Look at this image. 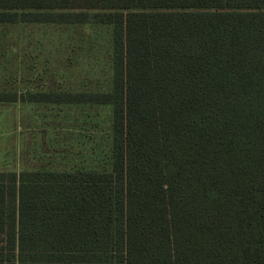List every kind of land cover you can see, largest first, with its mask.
Segmentation results:
<instances>
[{
    "label": "trees",
    "instance_id": "1",
    "mask_svg": "<svg viewBox=\"0 0 264 264\" xmlns=\"http://www.w3.org/2000/svg\"><path fill=\"white\" fill-rule=\"evenodd\" d=\"M113 25L109 170L0 169V264H264V0H0V23Z\"/></svg>",
    "mask_w": 264,
    "mask_h": 264
},
{
    "label": "rangeland",
    "instance_id": "2",
    "mask_svg": "<svg viewBox=\"0 0 264 264\" xmlns=\"http://www.w3.org/2000/svg\"><path fill=\"white\" fill-rule=\"evenodd\" d=\"M112 31L107 23H0V89H106ZM111 155L110 103H0V169L109 170Z\"/></svg>",
    "mask_w": 264,
    "mask_h": 264
},
{
    "label": "crops",
    "instance_id": "3",
    "mask_svg": "<svg viewBox=\"0 0 264 264\" xmlns=\"http://www.w3.org/2000/svg\"><path fill=\"white\" fill-rule=\"evenodd\" d=\"M16 102H34V101H16ZM1 104H4V103H10V102H0ZM13 103H15V102H13ZM44 103H64V102H44ZM66 103V102H65ZM15 150H18V148H15ZM16 153V155L17 156H19V157H22V153H23V151L21 150V149H19L18 151H16L15 152ZM14 166V165H13ZM13 166H11V167H13ZM14 167H18L17 165H15ZM3 170V169H2ZM7 170H17V171H19V170H37V169H21V168H9V169H7ZM39 170H48V169H39Z\"/></svg>",
    "mask_w": 264,
    "mask_h": 264
}]
</instances>
